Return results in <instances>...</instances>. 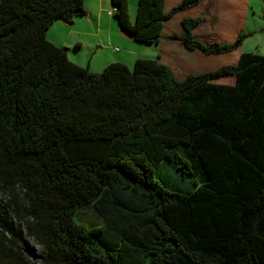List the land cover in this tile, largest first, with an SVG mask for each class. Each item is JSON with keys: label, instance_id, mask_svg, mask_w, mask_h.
Here are the masks:
<instances>
[{"label": "trees", "instance_id": "1", "mask_svg": "<svg viewBox=\"0 0 264 264\" xmlns=\"http://www.w3.org/2000/svg\"><path fill=\"white\" fill-rule=\"evenodd\" d=\"M86 0H0V253L40 264H264V56L242 54L178 80L160 58L101 73L48 40ZM112 0L133 39L159 44L165 22L199 2ZM186 18V50L219 55ZM235 75L233 85L215 83ZM91 206L99 225L79 218ZM18 220L14 231L8 216Z\"/></svg>", "mask_w": 264, "mask_h": 264}, {"label": "rangeland", "instance_id": "2", "mask_svg": "<svg viewBox=\"0 0 264 264\" xmlns=\"http://www.w3.org/2000/svg\"><path fill=\"white\" fill-rule=\"evenodd\" d=\"M252 6L254 10L250 12L249 28L257 32L246 37L242 49L264 56V0H253ZM110 9L112 10L113 6ZM137 11L138 6L136 9L129 6V13L134 22ZM72 21L74 22L72 26L63 20L56 21L47 31V38L56 46L68 49V56L72 62L89 68L94 73H101L108 65L123 60L133 69L136 58H146L158 49L157 44L138 42L126 37L121 32L118 19L114 15L111 16L109 10L105 11L100 24L92 22L87 15L76 16ZM8 201L6 195H0L1 216L5 214ZM79 218L87 225L100 224L92 207L88 205L81 208ZM8 224L14 231L19 230L20 224L13 213L8 216ZM21 228L22 237L28 247L27 253L24 254V264H40L41 248L28 237L26 226L23 225ZM0 264H23V261L17 257L5 258L0 253Z\"/></svg>", "mask_w": 264, "mask_h": 264}, {"label": "crops", "instance_id": "3", "mask_svg": "<svg viewBox=\"0 0 264 264\" xmlns=\"http://www.w3.org/2000/svg\"><path fill=\"white\" fill-rule=\"evenodd\" d=\"M252 1L200 0L182 9L165 22L163 38L157 44L158 49L146 58L159 57L163 64L171 68L178 80H184L192 74L197 75L214 71L224 65L238 64L242 54L245 53L242 49L245 40L240 47L231 52L206 55L198 50L190 52L179 40L170 39L169 37L175 33L181 36L185 35L187 31L183 25V20L199 17L203 18L204 21L194 28L193 34L197 39L206 43H233L242 33L255 34L257 30L249 28L250 12L254 10ZM182 2L183 0H166L165 10L169 12ZM111 6L112 0H86V15L92 22L100 24L105 11H111ZM129 6L136 9L138 0H129ZM131 20H133L132 16ZM118 63H123L129 67V64L124 60ZM236 80L235 75H227L215 79L214 82L233 85Z\"/></svg>", "mask_w": 264, "mask_h": 264}, {"label": "water", "instance_id": "4", "mask_svg": "<svg viewBox=\"0 0 264 264\" xmlns=\"http://www.w3.org/2000/svg\"><path fill=\"white\" fill-rule=\"evenodd\" d=\"M63 22L66 23V24L69 25V26H72V25L74 24L73 21L63 20ZM121 32H122L126 37H128L129 39H133V34H132V32H131L130 30L121 27ZM66 51H68V49H66Z\"/></svg>", "mask_w": 264, "mask_h": 264}, {"label": "built area", "instance_id": "5", "mask_svg": "<svg viewBox=\"0 0 264 264\" xmlns=\"http://www.w3.org/2000/svg\"><path fill=\"white\" fill-rule=\"evenodd\" d=\"M110 15H112V11L109 12ZM118 51V49H116Z\"/></svg>", "mask_w": 264, "mask_h": 264}]
</instances>
